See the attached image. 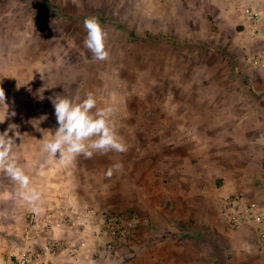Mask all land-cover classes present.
Returning <instances> with one entry per match:
<instances>
[{"label":"rangeland","instance_id":"374dc122","mask_svg":"<svg viewBox=\"0 0 264 264\" xmlns=\"http://www.w3.org/2000/svg\"><path fill=\"white\" fill-rule=\"evenodd\" d=\"M246 2L0 0V133L13 138L11 155L29 182L55 171L82 205L139 216L135 254L120 264H264L251 230L227 228L217 190L191 196L183 186L173 135L200 99L244 91L233 89L236 77L253 90L245 57L264 40L248 35ZM257 3L264 15V0ZM88 17L107 33L106 60L84 44ZM89 91L97 107H113L127 151L71 163L50 156L42 148L57 127L49 98ZM1 172L0 187L21 185L3 162Z\"/></svg>","mask_w":264,"mask_h":264},{"label":"crops","instance_id":"0c3cea01","mask_svg":"<svg viewBox=\"0 0 264 264\" xmlns=\"http://www.w3.org/2000/svg\"><path fill=\"white\" fill-rule=\"evenodd\" d=\"M253 2L264 20L257 0ZM248 6L249 0L245 16ZM246 28L251 37L248 19ZM247 67L252 70L246 68L243 71L252 91L246 89L243 78L236 77L233 89L242 86L244 91L229 92L222 97V102L208 100L202 103L203 99H200L195 106L185 110L186 121L177 123L173 129L175 148L181 156L183 186L190 187L191 196L217 190L221 210L223 201L236 193H242L264 207V70ZM3 174L1 172L0 177ZM6 176L5 172L2 177ZM36 178L43 180L28 185L40 195L34 203L25 198L27 190L21 185L0 187V264H8L26 246L25 232L30 217L43 227L50 220L66 218L69 209L86 207L70 185L59 184L55 171L41 173ZM52 235L68 245L79 246V252L75 258H70L62 251L49 263L39 264L102 263L101 257L95 255V239L87 230L58 228ZM106 262L120 264L113 257H107Z\"/></svg>","mask_w":264,"mask_h":264},{"label":"built area","instance_id":"2783aa9c","mask_svg":"<svg viewBox=\"0 0 264 264\" xmlns=\"http://www.w3.org/2000/svg\"><path fill=\"white\" fill-rule=\"evenodd\" d=\"M251 39L255 42L264 40V20L260 11L249 0L246 10ZM247 66L264 70V50L249 52L245 57ZM222 212L226 226L230 231L242 228L251 230L253 246L257 253L264 257V207L251 201L242 193L228 196L222 203ZM67 217L52 222L43 227L30 217L29 227L25 232L27 244L8 264H39L49 263L59 252L66 251L70 258H75L79 246L68 245L53 237L58 228H67L79 232L87 230L95 239V255L101 257V264H108L107 257L115 259H130L135 254V242L140 218L136 214L119 216L107 211H99L88 207L69 209ZM44 234V235H42Z\"/></svg>","mask_w":264,"mask_h":264},{"label":"clouds","instance_id":"9594fccd","mask_svg":"<svg viewBox=\"0 0 264 264\" xmlns=\"http://www.w3.org/2000/svg\"><path fill=\"white\" fill-rule=\"evenodd\" d=\"M84 28L86 48L95 59L106 60L109 56L105 48L107 33L97 18H86ZM49 99L54 108L57 127L54 131L46 130L47 138L44 139L42 148L50 156L58 155L65 162L71 163L80 154L90 158L94 152L127 151L112 121L113 107L111 105L97 107L94 93L89 91L83 96L77 94L71 97L57 94ZM0 100L4 103V93L0 94ZM12 144L14 140L9 137L7 130L0 133V162L4 163L5 170L14 179L19 180L21 186L27 190L25 198L34 203L40 199V195L35 189L28 188V177L11 155Z\"/></svg>","mask_w":264,"mask_h":264}]
</instances>
